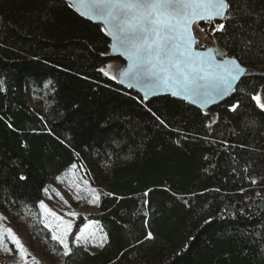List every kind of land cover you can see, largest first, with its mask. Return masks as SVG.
Returning a JSON list of instances; mask_svg holds the SVG:
<instances>
[{
  "label": "trees",
  "instance_id": "16d2710c",
  "mask_svg": "<svg viewBox=\"0 0 264 264\" xmlns=\"http://www.w3.org/2000/svg\"><path fill=\"white\" fill-rule=\"evenodd\" d=\"M227 1L224 30L196 32L264 67V0ZM114 60L104 28L69 3L0 0V214L48 238L59 264H264V73L201 111L120 85L102 71ZM73 165L99 193L90 220L106 241L64 255L38 214Z\"/></svg>",
  "mask_w": 264,
  "mask_h": 264
},
{
  "label": "snow or ice",
  "instance_id": "6c2138e0",
  "mask_svg": "<svg viewBox=\"0 0 264 264\" xmlns=\"http://www.w3.org/2000/svg\"><path fill=\"white\" fill-rule=\"evenodd\" d=\"M90 7L93 18L104 20L114 29L112 35L125 48L128 59L133 61L129 70L122 72V75L137 79L145 76L154 83L168 87L176 80L193 90L200 87L199 81L212 80L216 93L223 96L232 89V82L245 72L235 61L231 62L234 65L232 70L224 64H216L217 69H224L223 74L214 73L210 69L206 71L202 62L194 59L191 53L194 43H204L195 37L192 25L201 19H227L225 13L230 7L227 0H91ZM223 30L224 24H218L212 29V34ZM253 99L259 103V94ZM238 107V104H234L231 110L235 111ZM260 107L264 108V104H260ZM40 208L59 221V234H54L52 239L58 241L64 248L63 254L68 255L71 249L66 238L73 223L51 211L43 202L40 203ZM67 215L76 216L77 213L70 212ZM92 223L96 222H90L78 230L79 234L75 237L77 242L84 238ZM47 226L52 227L51 224ZM151 238L152 234L149 232L146 239ZM6 239L15 246V251L22 259L27 258V250L12 229L0 231V248H7L11 253L14 249L8 247Z\"/></svg>",
  "mask_w": 264,
  "mask_h": 264
},
{
  "label": "rangeland",
  "instance_id": "374dc122",
  "mask_svg": "<svg viewBox=\"0 0 264 264\" xmlns=\"http://www.w3.org/2000/svg\"><path fill=\"white\" fill-rule=\"evenodd\" d=\"M194 29L196 32L195 27ZM196 36L198 40H203L206 43L207 48L214 46V43L210 42L202 33H197ZM122 67V62L114 60L108 62L102 71L108 77H116L115 79H117ZM249 71L264 73V67L253 68ZM258 94L260 96V104H264V85L261 86ZM31 104L36 108L33 100H31ZM83 173L78 171L76 167H72L66 173L62 174L47 189L43 203L64 220H70L73 223V228L66 238L69 247L71 244L78 243L84 245L91 251H96L105 242L106 237L99 224L92 223L91 227L86 231L84 238L79 242L75 240V237L79 234L78 230L93 222L89 217L98 214L99 198L97 199V196L99 197V193L84 177ZM70 212L77 213V215H67ZM38 220L46 226L51 236L59 234V229L57 228L59 221L55 217L47 215L42 208L39 212ZM48 224H51L52 227H48ZM6 229H12L15 235L19 237L29 255L26 259H22L15 251V246L9 244L6 239L5 243L14 250L9 253L7 248H0V264H59L60 256L57 252L51 248H42L41 246V243L43 242L44 244V242H47L48 238H44L43 234H41L40 238L34 237L32 228L24 220H13L7 215L0 214V231ZM5 235L7 234L5 233Z\"/></svg>",
  "mask_w": 264,
  "mask_h": 264
},
{
  "label": "water",
  "instance_id": "95a60500",
  "mask_svg": "<svg viewBox=\"0 0 264 264\" xmlns=\"http://www.w3.org/2000/svg\"><path fill=\"white\" fill-rule=\"evenodd\" d=\"M63 1L69 3L85 19L93 23L100 24L104 28L107 36L110 39V55L112 56V58L120 59L124 62V66L118 73V83L124 87L133 89L145 99L151 100L158 97L170 96L177 100L184 101L187 104L201 111H207L226 102L231 97V95L237 88L242 78L246 75V72L248 70V67L242 65L239 60H237L235 57L226 55L224 50L219 45H214L212 47H209L208 49H198V43H194L191 49L193 58L197 61L202 62V66L205 68L206 71L210 69L214 73L223 74L224 69H217L216 64H224L228 69L232 70L234 69V65L231 63L232 61H235L240 65V67L245 69V72L241 76H239L236 81L232 82V89L226 91L223 96H220L216 93L215 84L212 80L199 81L200 87L198 89L193 90L191 88H186L183 83H178L176 80H173L171 82V87H168L164 84L154 83L152 80L147 79L145 76H141L139 79H137L133 78L132 76L122 75V72L129 70L133 61L128 59V56L125 53V48L121 47L115 37L112 35L114 29L110 25L106 24L104 20L98 17L93 18L92 10L90 7L91 0ZM227 15L228 10L225 13V16ZM224 21L225 19L222 17H214L212 20L201 19L192 25V31L195 35L194 26L196 24H200L203 22L223 23ZM173 92H177L179 94L173 95Z\"/></svg>",
  "mask_w": 264,
  "mask_h": 264
},
{
  "label": "bare ground",
  "instance_id": "6f19581e",
  "mask_svg": "<svg viewBox=\"0 0 264 264\" xmlns=\"http://www.w3.org/2000/svg\"><path fill=\"white\" fill-rule=\"evenodd\" d=\"M224 103H225V102H224ZM224 103H223V104H224ZM221 105H222V104H221Z\"/></svg>",
  "mask_w": 264,
  "mask_h": 264
}]
</instances>
